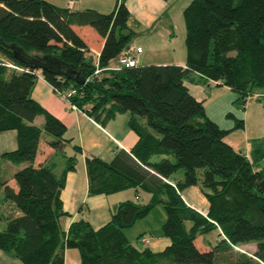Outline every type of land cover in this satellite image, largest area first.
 I'll return each instance as SVG.
<instances>
[{
    "label": "trees",
    "instance_id": "trees-1",
    "mask_svg": "<svg viewBox=\"0 0 264 264\" xmlns=\"http://www.w3.org/2000/svg\"><path fill=\"white\" fill-rule=\"evenodd\" d=\"M184 18V66L139 62L111 69L135 36L125 0L110 14L72 12L45 0H0V132H17L18 148L3 158L19 168L11 178L0 172V252L24 264H66L70 249L79 251L80 264H264V169L256 170L226 142L228 131L207 117L186 86L215 82L231 89L239 108L257 96L264 104V0H193ZM76 27H91L104 39L98 62ZM48 57L79 71L85 83L58 75ZM39 71L54 91L71 94L70 104L101 124L131 115L139 140L130 151H119L111 162L86 155L89 194L133 188L151 193L148 203L121 202L100 229L83 219L63 231L68 213L61 194L77 159L68 157L62 176L49 164L73 139L32 98ZM41 115L45 121L38 126ZM243 126L237 121V129ZM193 186L209 203L206 214L182 196ZM153 214L171 242L162 252L146 246L151 238L127 236ZM214 232L213 246L206 236ZM249 243L257 244L252 255L236 249Z\"/></svg>",
    "mask_w": 264,
    "mask_h": 264
},
{
    "label": "crops",
    "instance_id": "crops-1",
    "mask_svg": "<svg viewBox=\"0 0 264 264\" xmlns=\"http://www.w3.org/2000/svg\"><path fill=\"white\" fill-rule=\"evenodd\" d=\"M45 1L61 8H69L72 12L95 10L103 14L112 13L121 2V0ZM125 1L131 13L133 26L139 20L137 31L142 28L151 31L161 17L166 15L167 6L163 0ZM75 30L87 43L90 50L89 55L99 60L104 39L91 27H76ZM172 33V28H169L166 33L168 34L166 44L172 42ZM147 36H149L147 41L138 44V47L143 50L140 65H185L187 60V47L185 45H181L180 49L176 48L174 44L162 46L159 45V40L155 38L154 33ZM130 47L133 48L134 45L131 43ZM145 51L153 54L160 53L158 56L163 57L162 59L149 58L144 60L142 57ZM117 68L112 66L111 69ZM186 86L193 97L204 103L207 117L221 129L228 131L225 138L226 142L236 151L243 153L253 163L256 170L264 169L263 101L258 96L253 97L249 99L245 108H239L234 104L237 97L229 87L218 86L215 82L205 85L187 83ZM32 98L49 113L61 120L67 127L66 136L73 139V142L68 144L64 152L54 154L49 161L57 176H62L68 166V157L74 156L77 159L75 169L66 174V185L61 194L64 210L68 213L61 219L63 231L68 232L73 223L83 219L89 221L94 229H100L111 220L112 213L116 211L121 202L132 200L146 204L151 200V193L144 191L148 195L142 196L141 192L143 191L136 189L135 195L129 192L123 193L124 191L110 196L89 194L86 155L94 154L105 162H111L119 151H130L139 140L129 126L131 119L129 113L118 114L114 119L101 124L87 114L72 109L68 102L58 97L53 86L45 80L42 71L38 72V80L33 88ZM237 121H243V128L237 129ZM37 125L40 126V124ZM77 146L81 147L82 152L75 148ZM17 148L18 135L16 131L0 132V172L5 174L7 178H11L19 168L4 159L3 155L15 151ZM182 196L188 206L202 214L208 212L209 203L198 186L185 189ZM153 216L154 214L127 230V236L129 239L133 237L134 241L140 236H143L142 239L151 238L146 246L153 252H162L170 246L171 242L162 236L161 228L158 226L160 222L156 223ZM162 221H164V217ZM153 233L157 237H153L151 235ZM217 235L218 233L214 232L206 236V239L214 246ZM65 260L66 264H80L79 251L76 249L66 250ZM0 264L24 263L6 252H0Z\"/></svg>",
    "mask_w": 264,
    "mask_h": 264
},
{
    "label": "rangeland",
    "instance_id": "rangeland-1",
    "mask_svg": "<svg viewBox=\"0 0 264 264\" xmlns=\"http://www.w3.org/2000/svg\"><path fill=\"white\" fill-rule=\"evenodd\" d=\"M193 0H163V2L166 4L167 8L165 10V14L161 17V19L157 22V24L154 26V28L150 31V30H145V29H140L139 31L136 30V28L139 26V20L137 21V24H135V26H133L132 24V29L135 31V36L132 39V44L134 45V47H138V44L143 43V41H147V39L149 38V36H147L150 33H154L155 38H157L159 40V45H164V46H172V44H174L176 46V48L180 49L181 45H185L186 46V22H185V18H184V10L189 6V4L192 2ZM169 13V14H168ZM169 28H172V35L171 36V40L172 42H167V30H169ZM136 41H138V43H136ZM185 41V44H184ZM146 43V42H144ZM184 46V47H185ZM187 47V46H186ZM160 55V53H150L149 51H145V53L143 54L142 59H149V58H156V59H162L163 56H158ZM141 57V56H140ZM139 57V62L141 60V58ZM154 59V60H156ZM97 61V59H95ZM112 66L114 67H121L118 59H115L114 61H112ZM143 64V63H141ZM55 94L60 97L63 101L68 102L67 100H65V98L61 95L55 92ZM69 95V93L66 94V96ZM45 118L44 116H38V118L35 121V124H40V126L44 123ZM39 126V125H38ZM69 149V148H68ZM181 173V172H180ZM182 174V173H181ZM133 193V195H135L136 191L135 189H127L125 190L123 193ZM142 196H147L148 194L146 192H141ZM4 227V225H0V229H2ZM214 239V238H213ZM212 239V240H213ZM131 241H134V238L131 237ZM238 251L240 252H245L247 254H254L257 250V244L255 243H249V244H245L242 245L240 247L236 248Z\"/></svg>",
    "mask_w": 264,
    "mask_h": 264
},
{
    "label": "water",
    "instance_id": "water-1",
    "mask_svg": "<svg viewBox=\"0 0 264 264\" xmlns=\"http://www.w3.org/2000/svg\"><path fill=\"white\" fill-rule=\"evenodd\" d=\"M12 49L14 50V55L23 60V57L21 56V50L19 49H16V47L13 45L12 46ZM50 65V67H55L57 68V74L60 75V76H64V77H67L68 79L78 83V84H84L85 81L82 80L81 78V75H80V72L77 71L76 69H74L73 67L65 64L64 62H62L61 60L59 59H56V58H50L48 57L46 59ZM43 69H47L46 66H43Z\"/></svg>",
    "mask_w": 264,
    "mask_h": 264
},
{
    "label": "built area",
    "instance_id": "built-area-1",
    "mask_svg": "<svg viewBox=\"0 0 264 264\" xmlns=\"http://www.w3.org/2000/svg\"><path fill=\"white\" fill-rule=\"evenodd\" d=\"M142 52H143L142 48H139V47H133V48L130 47V48H128L126 51H124L118 57V61H119L120 65H121V67L131 68V67L137 66L139 64V57L141 56ZM97 62H98V60H97ZM11 67L15 68L13 65H11ZM100 72H101V70L98 68L96 73L98 74ZM56 93L60 94L59 92H56ZM70 95L71 94H69L67 96L66 95H62L65 98V100L68 101L69 105H71L69 100H68ZM71 108L74 109V110L79 111V109H78V107L76 105H71ZM146 243H148V241Z\"/></svg>",
    "mask_w": 264,
    "mask_h": 264
}]
</instances>
